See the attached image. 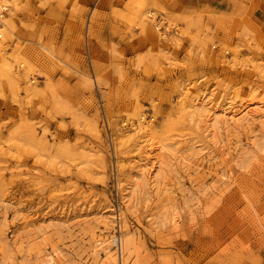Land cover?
<instances>
[{
    "label": "rangeland",
    "instance_id": "rangeland-1",
    "mask_svg": "<svg viewBox=\"0 0 264 264\" xmlns=\"http://www.w3.org/2000/svg\"><path fill=\"white\" fill-rule=\"evenodd\" d=\"M0 4V264H264V0Z\"/></svg>",
    "mask_w": 264,
    "mask_h": 264
},
{
    "label": "bare ground",
    "instance_id": "bare-ground-1",
    "mask_svg": "<svg viewBox=\"0 0 264 264\" xmlns=\"http://www.w3.org/2000/svg\"><path fill=\"white\" fill-rule=\"evenodd\" d=\"M128 1V0H127ZM131 2H133V0H130ZM1 10H4V8H3V5H1L0 4V13H1ZM1 20H2V18H1V16H0V22H1ZM2 23V22H1ZM5 25V24H4ZM0 36H1V32H0ZM1 50V49H0ZM11 61H13L12 59H10V58H7V57H3V58H1V60H0V71H3V70H5V69H8L9 68V66H10V64H11ZM261 104H262V102H261ZM263 104H264V102H263ZM262 104V105H263ZM249 106V103H247V104H242V105H240L238 108H234V106H232V105H230L228 108H225L224 109V111L226 112H231L233 115H237V114H241L242 112H244V110L247 108ZM223 111V110H222ZM208 116V115H207ZM213 125H215V124H213ZM142 126V125H141ZM50 260H52V257H51V259H49V260H46V262H50ZM55 260V259H54ZM45 261L44 262H42L43 264H45L46 263ZM53 262V261H52ZM46 264H48V263H46Z\"/></svg>",
    "mask_w": 264,
    "mask_h": 264
}]
</instances>
